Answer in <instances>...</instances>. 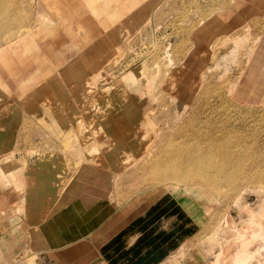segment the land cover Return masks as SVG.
<instances>
[{
  "label": "rangeland",
  "instance_id": "obj_1",
  "mask_svg": "<svg viewBox=\"0 0 264 264\" xmlns=\"http://www.w3.org/2000/svg\"><path fill=\"white\" fill-rule=\"evenodd\" d=\"M0 4V264H264V0Z\"/></svg>",
  "mask_w": 264,
  "mask_h": 264
},
{
  "label": "bare ground",
  "instance_id": "obj_2",
  "mask_svg": "<svg viewBox=\"0 0 264 264\" xmlns=\"http://www.w3.org/2000/svg\"><path fill=\"white\" fill-rule=\"evenodd\" d=\"M2 9H3V7H2V5L0 4V11H2ZM3 22H1L0 21V33L3 31V29H2V26H3ZM170 142V141H169ZM173 143V142H172ZM172 144H170V146H171ZM172 147V146H171ZM174 147V146H173ZM179 149H181L180 147H178ZM201 148V147H200ZM186 149V148H185ZM184 149V147H183V150H185ZM229 149V148H228ZM178 150V149H177ZM199 150V149H198ZM181 153H179V155H181L182 154V150H179ZM179 151H175V152H179ZM200 152L202 151V150H199ZM229 151V150H228ZM189 152V151H188ZM195 152V151H194ZM199 152V153H200ZM226 153L227 154H229L227 151H226ZM186 154H188V153H186ZM189 154H191V153H189ZM195 154V155H194ZM197 153L195 152V153H193V155L195 156V158H194V160L192 161V159H190L189 158V160H187V161H189L188 162V164H187V166L189 167V171H191L190 169H193L191 172L192 173H190V175H191V178L190 177H188V176H190V175H187V174H189V171L187 170L186 171V174L185 175H187V176H185V178L187 177V178H190V179H199V180H201L202 182H207V184L208 185H211V186H213V187H217V186H219V184L221 183V180L217 177V176H215V175H213V174H216V173H209V167H211V166H208V165H210L211 164V162L212 163H214L215 162V158H216V156L217 155H221V156H223V152L222 151H220L219 149H216L212 144H211V146H210V148H209V151H205V152H201L198 156L196 155ZM174 156V155H173ZM187 156H190V155H187ZM228 156V155H227ZM171 157V156H170ZM176 157V156H175ZM174 157V158H175ZM191 157V158H192ZM177 158H178V156H177ZM218 158V157H217ZM173 159V158H172ZM163 160V159H162ZM170 161H173V162H171L172 164H167V163H169ZM168 160L167 161V163H162L161 161H160V163L158 164H156V166L157 167H154V168H156V171H158V172H160V174H162L163 173V175H160L161 177H152L151 176V179L152 178H155V180L156 181H158V182H160V181H163L164 183H165V181L167 182V180H170V179H168V175L166 176L165 175V173L166 172H168V170L169 169H171V170H173L172 168L173 167H171V166H173V164L175 165V163H176V160L174 159V160ZM174 161H175V163H174ZM178 161V160H177ZM180 161V160H179ZM225 161H223V163H224ZM180 163V162H179ZM226 163H224L223 165L222 164H220L219 163V165H217V166H215L216 168H217V171L218 170H220V171H224L225 170V165ZM159 165V166H158ZM171 167V168H170ZM175 167H176V165H175ZM186 167V166H185ZM188 167L186 168V169H188ZM180 169H182V168H180ZM212 169V168H211ZM210 169V170H211ZM171 170H169V171H171ZM175 170V169H174ZM176 170L177 171H179V169L178 168H176ZM195 170V171H194ZM213 170V169H212ZM177 171H176V174H174V175H177ZM216 171V170H215ZM220 171H218V172H220ZM173 173H174V171H173ZM179 173V172H178ZM185 173V172H184ZM180 174H181V176H183L182 174L183 173H181L180 172ZM219 174V173H218ZM264 174V173H263ZM261 175V177H262V179H261V181L264 183V175ZM154 175V174H153ZM155 175H157V174H155ZM149 176V175H148ZM178 176V175H177ZM150 177V176H149ZM219 177H220V175H219ZM179 178H181V177H179ZM232 178V177H231ZM185 180V179H184ZM154 181V180H153ZM194 181V180H193ZM231 181V180H230ZM204 182V183H205ZM257 182V181H256ZM258 182H259V179H258ZM206 184V183H205ZM259 184V183H258ZM246 185V184H245ZM262 186H263V184H262ZM212 188V187H211ZM258 188H260V187H258ZM218 189V188H217ZM257 190V189H256ZM260 190V189H259ZM238 198V197H237ZM241 198H242V196H241ZM239 200H241V199H239ZM236 201V200H235ZM235 203V202H234ZM249 206V205H248ZM248 209V208H247ZM250 209V208H249ZM252 209V208H251ZM244 212H245V209H244ZM252 214H253V217H255L254 215L256 214V212L255 211H252ZM252 216V215H251ZM249 219H250V217H248ZM252 220H253V218H251ZM240 230V229H239ZM261 231V233H262V231H264V229H261L260 230ZM259 234V233H258ZM263 234V233H262Z\"/></svg>",
  "mask_w": 264,
  "mask_h": 264
}]
</instances>
